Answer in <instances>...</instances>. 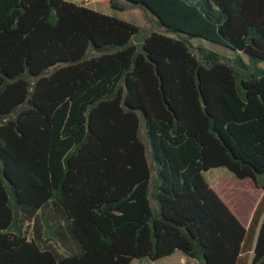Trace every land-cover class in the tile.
Wrapping results in <instances>:
<instances>
[{
    "label": "trees",
    "instance_id": "trees-1",
    "mask_svg": "<svg viewBox=\"0 0 264 264\" xmlns=\"http://www.w3.org/2000/svg\"><path fill=\"white\" fill-rule=\"evenodd\" d=\"M127 1L185 35L0 0V264H264V196L245 226L204 177L264 188V0Z\"/></svg>",
    "mask_w": 264,
    "mask_h": 264
},
{
    "label": "rangeland",
    "instance_id": "rangeland-1",
    "mask_svg": "<svg viewBox=\"0 0 264 264\" xmlns=\"http://www.w3.org/2000/svg\"><path fill=\"white\" fill-rule=\"evenodd\" d=\"M79 4H85L97 11L116 16L120 19L132 22L139 26L140 31L132 39V42L136 44L139 48L142 46V41L144 37L155 31L168 34L174 37H181L185 34L180 32H173L169 30L164 24L155 16L147 7L141 4H134L127 0H114L116 2V7L108 5L105 0H69ZM193 46H202L222 55L235 57L237 52L231 48L218 44L203 38L192 37L190 39ZM99 52L95 48L91 47L86 55L95 56ZM240 55L248 60V57L240 52ZM66 63H58L55 66L49 68V71H53L55 68L65 65ZM260 66L264 68V62L260 63ZM142 128H144L143 121L141 123ZM146 144L149 146L148 140ZM204 177L209 182L210 186L213 187L221 198L228 204L232 211L238 216V218L248 226L255 208L264 196V188L260 184L256 183L251 178L239 179L232 172H230L226 167H216L204 172ZM242 191L249 192L253 197L252 208L244 214L239 211V204L241 202ZM132 264H200L199 261L194 259H188L183 253L177 250L174 254L153 261L148 258L144 259H134Z\"/></svg>",
    "mask_w": 264,
    "mask_h": 264
},
{
    "label": "crops",
    "instance_id": "crops-1",
    "mask_svg": "<svg viewBox=\"0 0 264 264\" xmlns=\"http://www.w3.org/2000/svg\"><path fill=\"white\" fill-rule=\"evenodd\" d=\"M244 224V223H243ZM245 225V224H244Z\"/></svg>",
    "mask_w": 264,
    "mask_h": 264
}]
</instances>
